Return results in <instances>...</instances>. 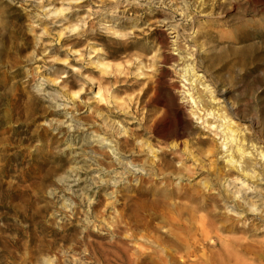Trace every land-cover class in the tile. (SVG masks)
<instances>
[{"label": "rangeland", "instance_id": "rangeland-1", "mask_svg": "<svg viewBox=\"0 0 264 264\" xmlns=\"http://www.w3.org/2000/svg\"><path fill=\"white\" fill-rule=\"evenodd\" d=\"M228 2L246 12L225 23L209 9L178 26L203 84L196 109L160 26L170 10L0 0V264H264V221L219 201L222 162L190 178L194 166L175 153L184 142L207 149L193 144L199 137L219 146L204 122L216 126L204 109L219 108L235 111V126L264 150V0ZM244 22L256 26L240 35ZM179 191L209 202L198 215L214 228L210 241L189 216L200 203ZM217 237L230 243L224 254Z\"/></svg>", "mask_w": 264, "mask_h": 264}, {"label": "bare ground", "instance_id": "bare-ground-1", "mask_svg": "<svg viewBox=\"0 0 264 264\" xmlns=\"http://www.w3.org/2000/svg\"><path fill=\"white\" fill-rule=\"evenodd\" d=\"M180 1H182V2L177 3V0H144V3H145V6L148 8L149 7H157V9H168V10H170V12H171V18L169 19L170 21H168V22L166 20L162 21V22H160L161 23L160 26H161V28L164 29V31L169 32L166 35H172L173 36L170 40V44L172 46V52H173V54L172 53L171 54L174 58V61H173L174 62V65H173L174 69L179 68V70H178L179 71V73H178L179 77L178 78H181L182 80H184L183 81L184 85L182 86L183 87L182 89H184V92H182V93H184L183 99L185 101H187L188 104L191 103L194 106H196L195 107L196 109H198L199 104H201L202 101L199 100L197 102V100L200 99V96H198L197 98H195V96L198 95L199 85L203 86V84L201 83V77L199 75H197L198 72L197 73L195 72L196 70L194 68V65H192L193 64L192 53L190 54V53L186 52L185 45H181L179 43V38L181 35L179 33L178 26L181 25L182 23L183 24L194 23L195 20H193V16L195 17V15H197V14L204 15L207 12V10H209V9H210V12L208 14H206L207 17L208 16H214L217 18L220 17L219 18L220 20L223 19V20H225V23H229L228 17L231 13H233V12H236V14H238L239 12L244 13V12H246V8H245L244 3L243 4H240L239 2L229 3L228 0H224L223 3H219V0L218 1H216V0H198V1L193 2V3L188 2L186 0H180ZM56 13H61V11H57ZM204 18H205V15H204ZM237 22H238V20H237ZM214 26H215V24H211V26H209V27L207 26V28H205L207 30V33H213L212 29H214V28H212V27H214ZM255 26H256L255 22H244L242 24L240 30H238L239 33L238 32L237 33L240 35H246L251 29L255 28ZM195 34H196V32H195ZM195 38H196V36H195ZM186 40H187V38H186ZM243 64H244V61H243ZM100 66L104 67L105 64H103V62H102L100 64ZM146 71H148V70H146ZM143 74H144V72H143ZM145 76L147 77V75L144 74V77ZM194 78H196V79L194 80ZM149 79H150V77H149ZM197 82H198V85H196ZM181 83H182V81H181ZM205 88H207V87H205ZM99 95H100V93L98 91L96 93V97ZM210 99H212V98L210 97ZM223 109L224 108H219V109H214V110H209V111H206L204 109V111L206 113H208L207 114L208 116H212L213 119L216 120V123H217L216 126H213L215 123H211V122L209 123L206 120L204 122H206L208 124L209 128L214 129L213 133L215 136H219L218 140L221 141L219 146L217 145L216 141L213 138H209L208 140H205L204 138L199 137V138H196V143H193V144L195 146H197L199 144H207L208 145L207 149L199 150V152H197V154H195V152L190 150L191 148L189 149V144H191V143L188 144V142H184L181 145V146H183V150H176L175 153H176V155H179V158L182 162L185 159L186 160L189 159L191 161L192 166H194V169H191L190 167L186 168L187 170L185 169V172L187 171V173L189 174V176L188 175L187 176L190 178H193V177L197 178L203 172L207 171L206 173H208L210 170H212L210 165H212L214 163L212 161L213 158H215L217 161L220 160L222 162L224 168L220 170L221 172H219V173L217 172L218 175H216V177H214V180L217 179L218 183L220 184V188H221L220 194H218L219 201L225 202L226 204H231V206H227V208L226 207L225 208L230 209L228 211L230 213H233L236 216V218L241 217L242 215L245 214V215L253 216L255 219L262 222V221H264V188H262L261 183H262V181H264V168H262L261 162L264 161V150H261L260 147L255 146L250 139L245 137V135H244L245 131L242 132L240 129H238L235 126V123L233 122L234 117L237 116L235 111H233V114L231 116H229L230 113L226 114V112H223ZM202 111H203V109H202ZM227 112H228V110H227ZM202 119L203 118L201 116L197 120L203 121ZM204 122H202L201 124H205ZM153 124H155V123H153ZM152 127H154V125ZM125 132H126V130H125ZM171 149H172V147H171ZM262 149H264V147H262ZM147 150L155 158L156 151L154 150V148H152L149 145V143L147 145ZM182 162H181V164H182ZM215 170L217 171V169H215ZM174 197H176L178 199L186 200L190 204L191 203L192 204L200 203L197 205L198 206L201 205V206L195 207L194 210H192V214L189 216H191L193 224L197 226V228L200 231V233L202 234L204 240L210 241V235H211V232L213 231L212 229H214V228H212L211 225L208 224L209 222H206V217L198 215L200 211H204L207 208V206L210 205L209 202L207 203V201H205V203H203L204 201H200L195 195L188 194V193L181 194L180 191H179V193H174ZM198 201H200V202H198ZM237 211H239V212H237ZM229 212H227V213H229ZM262 223H264V222H262ZM210 224H212V223H210ZM220 228H222V227H220ZM231 229L234 231H240V229H238L236 226L234 227V225L231 226ZM215 230H217V229H215ZM247 231H245V232H247ZM217 239L221 243L220 244L221 251L222 252L225 250L227 251V249L229 248V246L227 244H230V243L226 242V240L224 241L220 237H217ZM233 245H234V243H233ZM224 253L225 252H223V254ZM218 255H219V253H218ZM228 256H229V254H228ZM228 256H227V260H228ZM230 256H231V254H230ZM230 256H229V259L231 258ZM228 263L229 262H227V264Z\"/></svg>", "mask_w": 264, "mask_h": 264}]
</instances>
